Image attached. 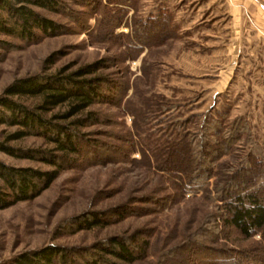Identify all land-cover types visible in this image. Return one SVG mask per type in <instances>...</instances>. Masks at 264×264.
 <instances>
[{
    "label": "rangeland",
    "instance_id": "obj_1",
    "mask_svg": "<svg viewBox=\"0 0 264 264\" xmlns=\"http://www.w3.org/2000/svg\"><path fill=\"white\" fill-rule=\"evenodd\" d=\"M155 1L53 0L54 8H31L52 21L55 32L43 35L34 29L37 36L30 41L0 34V96L18 78L66 75L94 62H101L95 75L113 83H102V98L77 116L91 114L79 128L84 141L80 155H68L67 167L33 199L0 208V264H11L17 255L45 245L89 247L109 236L135 232L147 237L150 248L149 255L134 264H155L158 253L185 238L236 251L243 263L250 262L244 251L250 256L256 253L263 235L242 239L221 225L222 201L215 198L213 177L208 179L207 194L185 190L181 195L171 177L153 166L152 156L151 165L145 164L140 148L146 143L162 153L186 133L193 149H198L208 136L213 142L229 135L227 125L239 118L247 130L212 167L216 171L218 164H224L231 173L247 160L255 165L247 155L251 152L264 176V19L255 17L253 4L240 7L241 14L232 21L225 16L216 19L212 0H170L171 31L132 53L124 35H131L134 21L149 15ZM254 3L264 17V0ZM118 11L122 20L109 32L107 20ZM147 26L144 29L151 32L153 25ZM15 99L28 107L36 103L28 97ZM64 109L60 106L50 113ZM211 119L219 126L213 135ZM178 122L181 125L174 127ZM15 129L0 124V140ZM7 144L54 147L33 135ZM182 149L169 153L175 165L189 156ZM0 162L51 169L40 160L1 151ZM163 197L167 201L159 206ZM120 208L127 213L118 220L111 217L104 225L71 230V219L79 221L86 212ZM219 227V237L211 242V232ZM192 250L169 251L162 264H199Z\"/></svg>",
    "mask_w": 264,
    "mask_h": 264
},
{
    "label": "trees",
    "instance_id": "obj_2",
    "mask_svg": "<svg viewBox=\"0 0 264 264\" xmlns=\"http://www.w3.org/2000/svg\"><path fill=\"white\" fill-rule=\"evenodd\" d=\"M53 4V0H0V34L30 41L37 36L34 29L43 35L55 32L56 25L31 8V6L54 8ZM121 17V11H118V16L107 20L109 32L120 23ZM150 24L153 25L151 32L144 29ZM171 28L168 25L167 14L162 12L149 14L134 21L131 35H124L123 42L132 53H137L144 46L150 45L152 40L161 39L169 29L171 31ZM135 42L137 44H134ZM100 66L101 62H94L66 75L18 78L3 89V95L0 96V124L6 127L16 126L17 129L0 140V151L13 157L40 160L50 165L51 169L16 167L0 162V208L33 199L53 181L59 171L67 167L71 161L68 155H80L81 144L84 141L79 128L85 124V120L91 118V114H87L86 117L77 116L102 98L100 86L102 83L111 84L105 77L95 75ZM17 97H28L36 100V103L28 107L18 102L15 99ZM60 106H65L62 112L50 113ZM47 113L50 114L48 117ZM210 122L213 124V135L219 126L212 119ZM179 125L180 122L174 124V127ZM227 127L229 135L221 138L220 141L214 138L213 142L208 136L199 143L198 149H193L190 137L188 138L185 133L176 142L171 141V147L167 145L162 153L160 148L150 147V144L144 143L140 148L141 154L145 164L148 162L149 165L151 163L148 159L152 156L153 166L171 177L172 183L181 195L185 190H199L206 193L208 179L213 177L215 198L222 201L219 206L223 213L221 225L234 231L242 239H251L254 234L263 235L262 239L260 237L261 241L257 240L260 246L251 256L244 251L243 255L248 256L250 262L243 263L238 258L240 253L236 251L216 246L206 247L194 239L185 238L184 243L158 253L155 264H162V261L168 257L169 251L179 252L182 247L186 248V251L193 249L192 252L198 255L199 259L194 261L199 264L203 259L207 260L203 264H264V176L262 169H259L260 161L250 152L247 155H251L249 157L253 159L255 165L247 160L246 165L241 164L231 173L226 171L228 166L224 164H218L216 171L212 167V162L228 152L232 142L240 139L243 131L247 130L245 125L240 123L239 118L232 119ZM30 135L42 137L54 147L48 150L29 149L7 144L11 140H19ZM89 146L90 144L86 142L87 149ZM176 147L186 150L183 151L185 154L189 153V156L185 155L180 166L175 165L169 156L171 151H176ZM145 149L148 150L147 155ZM193 150L197 154H194ZM203 159L205 165H202ZM144 201L148 200L144 199ZM166 201L165 197L159 199V206ZM107 213L90 211L86 212V216L79 221H75V217L71 219L73 222H68L72 223L71 230L74 232L81 228L89 229L107 224L111 217L118 220L127 211L120 208L111 209ZM220 231L221 227L211 232V242H216ZM149 248L147 237L135 232L125 236H109L89 247L45 245L37 250L17 255L11 260V264H134L149 255Z\"/></svg>",
    "mask_w": 264,
    "mask_h": 264
},
{
    "label": "crops",
    "instance_id": "obj_3",
    "mask_svg": "<svg viewBox=\"0 0 264 264\" xmlns=\"http://www.w3.org/2000/svg\"><path fill=\"white\" fill-rule=\"evenodd\" d=\"M170 0H156L152 3L151 9H148V14H154L157 12L168 13V3ZM255 6V17L263 18V13L260 12V6L254 3V0H212L211 12L214 13L216 19L221 16H225L227 19L234 21L240 14V7H252ZM252 9V8H251Z\"/></svg>",
    "mask_w": 264,
    "mask_h": 264
}]
</instances>
